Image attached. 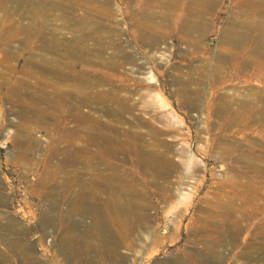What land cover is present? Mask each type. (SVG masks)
<instances>
[{"label":"rangeland","instance_id":"1","mask_svg":"<svg viewBox=\"0 0 264 264\" xmlns=\"http://www.w3.org/2000/svg\"><path fill=\"white\" fill-rule=\"evenodd\" d=\"M255 2L0 0V264H264Z\"/></svg>","mask_w":264,"mask_h":264},{"label":"built area","instance_id":"2","mask_svg":"<svg viewBox=\"0 0 264 264\" xmlns=\"http://www.w3.org/2000/svg\"><path fill=\"white\" fill-rule=\"evenodd\" d=\"M11 187L9 186V189ZM12 192H13V208L17 211H23L22 208V200L23 198H25L27 196V190L25 189L23 183H18L16 184L15 187L12 188Z\"/></svg>","mask_w":264,"mask_h":264},{"label":"bare ground","instance_id":"3","mask_svg":"<svg viewBox=\"0 0 264 264\" xmlns=\"http://www.w3.org/2000/svg\"><path fill=\"white\" fill-rule=\"evenodd\" d=\"M245 1H247V0H245ZM248 3H249V2H248ZM254 3H256L255 0H254ZM259 3H260V2H259ZM256 4H257V3H256ZM261 4H263V3H261ZM261 4H260V5H261ZM251 5H252V4H251ZM251 5H250V6H251ZM256 6H257V5H256ZM253 7H254V6H253ZM253 7H252V8H253ZM261 7H262V6H261ZM255 8H256V7H255ZM263 8H264V6H263ZM251 12H252V11H251ZM251 12H250V13H251ZM258 12H259V11H258ZM258 12H257V13H258ZM263 12H264V11H263ZM252 13H253V12H252ZM257 13H256V11H255V15H256ZM260 14L264 16L263 13L260 12ZM250 15H251V14H250ZM250 15H249V16H250ZM252 16H253V15H252ZM252 16H251V17H252ZM257 16H258V15H257ZM253 17H254V16H253ZM258 18H259V17H258ZM260 19H261V18H260ZM260 19H259V20H255V19H254L256 22H252V23H250V22H245V25L247 26L246 30L249 29V28L257 27V26H261L260 29H261L262 27H263V29H264V23H263V21H262V20H264V19H262V20H260ZM247 24H248V25H247ZM203 32H204V30H199L198 33L203 35ZM225 36H226L227 41H230V43H232V41H235V42H236V41L239 39V36H238L237 34L234 36L233 34H229V33H228V34L225 35ZM262 39H263V38H262ZM263 40H264V39H263ZM228 43H229V42H228ZM67 63H68V62H67ZM258 65H260V64H258ZM111 83H112V82H111ZM60 111H61V110H60ZM248 185H249V184H248Z\"/></svg>","mask_w":264,"mask_h":264},{"label":"crops","instance_id":"4","mask_svg":"<svg viewBox=\"0 0 264 264\" xmlns=\"http://www.w3.org/2000/svg\"><path fill=\"white\" fill-rule=\"evenodd\" d=\"M19 218V220L21 219V221H24V220H22L23 218H21V217H18Z\"/></svg>","mask_w":264,"mask_h":264}]
</instances>
